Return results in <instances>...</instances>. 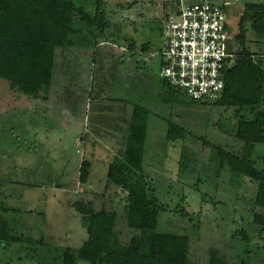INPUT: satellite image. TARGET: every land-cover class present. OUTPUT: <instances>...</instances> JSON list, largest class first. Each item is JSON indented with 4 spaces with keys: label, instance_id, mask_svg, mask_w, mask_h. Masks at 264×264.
Segmentation results:
<instances>
[{
    "label": "rangeland",
    "instance_id": "374dc122",
    "mask_svg": "<svg viewBox=\"0 0 264 264\" xmlns=\"http://www.w3.org/2000/svg\"><path fill=\"white\" fill-rule=\"evenodd\" d=\"M173 1L104 0L112 24L103 36L75 22L83 31L73 46L56 48L47 102L15 92L0 79V205L14 209L0 217L16 234L39 242L0 243V264H60L63 250H79L89 235L71 207L77 202L117 212L122 243L140 236L144 252L153 256H159L153 233H165L189 237L194 264H209L212 249L229 264H264V233L254 222L264 209L251 202L259 185L245 176L232 181L214 148L244 153L234 136L233 110L161 98V29L165 6ZM210 1L224 8L229 36L240 50L235 36L244 7L264 0ZM89 11H95L92 0ZM246 29L248 50L264 55V35L251 23ZM132 42L136 54L128 48ZM143 44L149 51L137 54ZM135 106L149 111L144 168L169 208L154 232L127 226L126 194L107 181L110 164L125 150ZM171 124L186 129L187 137L169 140ZM252 159L264 169V144L255 146ZM84 161L92 163L87 183L80 180Z\"/></svg>",
    "mask_w": 264,
    "mask_h": 264
},
{
    "label": "trees",
    "instance_id": "16d2710c",
    "mask_svg": "<svg viewBox=\"0 0 264 264\" xmlns=\"http://www.w3.org/2000/svg\"><path fill=\"white\" fill-rule=\"evenodd\" d=\"M90 1L0 0V79L7 81L15 92L34 100L49 101L56 48L73 46V37L83 31L75 22L85 23L91 34L96 30L99 36H103L111 27L104 0H92L95 3L94 13L89 11ZM175 4L180 5L181 0L166 4L165 12ZM247 23H251L252 29L259 35H264V4H246L244 7L239 33L235 36L241 49L235 52V65L225 73V90L219 100L213 104L197 103L173 89L166 81L161 98L165 103L220 106L228 111L233 110L237 119L234 136L243 142L244 153L239 156L215 146L217 161L221 167H229L232 181L245 176L252 183H258V192L251 202L264 209V169H258L252 159L255 146L264 144V59L246 47ZM136 46V42L128 44L133 53ZM149 49V44H143L137 54ZM144 110L141 106H135V118L131 123L125 150L120 156H115L110 164L107 181L126 194L127 226L154 232L160 213L169 211V208L161 203L154 182L145 172L149 111ZM188 134L186 129L174 124L167 131L171 141L185 139ZM91 164L90 161L82 162V183L88 182ZM185 165L183 158L184 169ZM71 207L81 215L89 237L79 250H63L60 264H79V261L88 264H194L189 257L190 240L185 235L153 233L152 240L159 246V256H153L144 252L140 236L132 237L126 244L122 243L116 231L117 212L105 209L98 211L92 204L84 202L71 204ZM10 210L14 209L0 205V212L8 213ZM182 211L183 216L187 215L184 206ZM254 222L261 227L260 234H263L264 215L256 214ZM0 243L8 246L13 243L32 245L39 242L16 234L9 222L0 217ZM209 264L229 263L218 250L212 249Z\"/></svg>",
    "mask_w": 264,
    "mask_h": 264
},
{
    "label": "built area",
    "instance_id": "2783aa9c",
    "mask_svg": "<svg viewBox=\"0 0 264 264\" xmlns=\"http://www.w3.org/2000/svg\"><path fill=\"white\" fill-rule=\"evenodd\" d=\"M162 36L164 48L159 54L164 80L197 103L219 100L225 73L236 63L224 8L209 0H181L167 11Z\"/></svg>",
    "mask_w": 264,
    "mask_h": 264
}]
</instances>
